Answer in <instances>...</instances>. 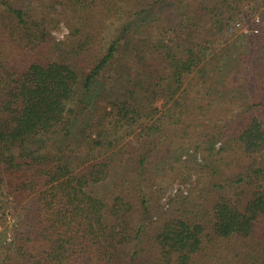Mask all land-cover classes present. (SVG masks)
I'll list each match as a JSON object with an SVG mask.
<instances>
[{"label":"trees","instance_id":"16d2710c","mask_svg":"<svg viewBox=\"0 0 264 264\" xmlns=\"http://www.w3.org/2000/svg\"><path fill=\"white\" fill-rule=\"evenodd\" d=\"M234 1L0 0V264H264L261 37L212 48ZM162 179L191 184L164 208Z\"/></svg>","mask_w":264,"mask_h":264},{"label":"rangeland","instance_id":"374dc122","mask_svg":"<svg viewBox=\"0 0 264 264\" xmlns=\"http://www.w3.org/2000/svg\"><path fill=\"white\" fill-rule=\"evenodd\" d=\"M234 5H236V14L234 17L228 20L227 25L225 27V32L222 35H218L216 37V40L220 42V44H216L213 42L212 48L213 52L219 53L224 46H226L228 43L231 42H239L241 45L246 40L247 37H254L257 33L260 34V39L256 41V44L251 49H245V55L240 56L246 61V57L250 58L251 61H253L258 51V57L264 61V0H235L233 2ZM195 2H188L185 1V10L180 5V10H178V13L184 12L185 15H187V10L190 7L192 10H195ZM253 14L258 16L259 21L253 20ZM239 23V24H237ZM257 27L258 32L253 33L250 29H253ZM66 32V29L64 27H61L59 30H57V35L61 36ZM242 46H238V51H240V54H244ZM210 56V55H209ZM208 56V57H209ZM226 59L225 54L220 58V61L224 62ZM215 62V61H214ZM217 62V61H216ZM241 62V60H240ZM219 64V62H217ZM236 63V62H235ZM212 64V63H211ZM211 64L205 63L200 65L196 71L188 76H186L184 82L186 85L191 83L194 88H197L200 84V81L204 76L210 75L208 74L211 68ZM238 64V62H237ZM247 72V71H246ZM248 74L243 72L242 77L244 80L248 79ZM252 89H254V84L252 83L250 85ZM193 88V89H194ZM98 90H95L92 92L93 95L98 94ZM97 100H102L100 97L95 96ZM194 176V175H192ZM189 182H185L184 184L180 183V180L175 181H169L167 179H162L161 184L165 185V190L162 195V198L160 199L161 205L166 208L168 204V199L173 195L177 190L178 187H188L190 186ZM184 193V192H183ZM19 216H21V212H17L14 214L11 213H5L2 217V220L0 221L1 228H5V231L8 236H11V229L14 225H16Z\"/></svg>","mask_w":264,"mask_h":264},{"label":"built area","instance_id":"2783aa9c","mask_svg":"<svg viewBox=\"0 0 264 264\" xmlns=\"http://www.w3.org/2000/svg\"><path fill=\"white\" fill-rule=\"evenodd\" d=\"M253 20H255V21H259V18H258V16H256V15H254L253 14ZM237 24H239V23H237ZM251 30V32H253V33H257L258 32V28L257 27H255V28H253V29H250Z\"/></svg>","mask_w":264,"mask_h":264}]
</instances>
